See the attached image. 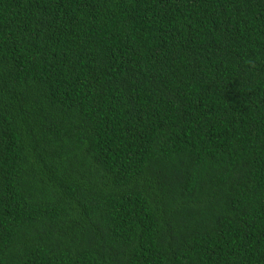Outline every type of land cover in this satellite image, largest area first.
<instances>
[{
	"label": "trees",
	"instance_id": "1",
	"mask_svg": "<svg viewBox=\"0 0 264 264\" xmlns=\"http://www.w3.org/2000/svg\"><path fill=\"white\" fill-rule=\"evenodd\" d=\"M0 264H264V0H0Z\"/></svg>",
	"mask_w": 264,
	"mask_h": 264
}]
</instances>
